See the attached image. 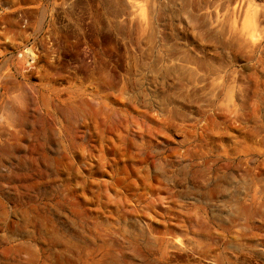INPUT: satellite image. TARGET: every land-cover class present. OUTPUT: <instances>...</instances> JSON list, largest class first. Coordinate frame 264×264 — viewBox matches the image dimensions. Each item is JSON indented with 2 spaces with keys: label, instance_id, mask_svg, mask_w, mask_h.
<instances>
[{
  "label": "rangeland",
  "instance_id": "obj_1",
  "mask_svg": "<svg viewBox=\"0 0 264 264\" xmlns=\"http://www.w3.org/2000/svg\"><path fill=\"white\" fill-rule=\"evenodd\" d=\"M0 264H264V0H0Z\"/></svg>",
  "mask_w": 264,
  "mask_h": 264
}]
</instances>
